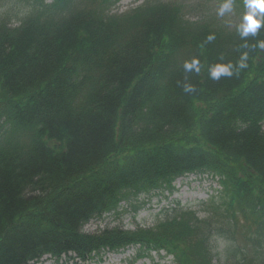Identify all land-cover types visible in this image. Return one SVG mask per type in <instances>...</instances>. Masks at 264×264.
Returning <instances> with one entry per match:
<instances>
[{
    "label": "trees",
    "instance_id": "obj_1",
    "mask_svg": "<svg viewBox=\"0 0 264 264\" xmlns=\"http://www.w3.org/2000/svg\"><path fill=\"white\" fill-rule=\"evenodd\" d=\"M118 1L15 0L30 3L21 20L0 15V264L131 245L171 264H248L243 248L264 236V50L242 45L264 41V27L239 36L244 0H232L238 19L218 15L223 0L114 13ZM242 51L246 69L210 78ZM193 58L199 73L184 69ZM188 173L220 184L204 217L176 204L148 227L85 231Z\"/></svg>",
    "mask_w": 264,
    "mask_h": 264
},
{
    "label": "rangeland",
    "instance_id": "obj_2",
    "mask_svg": "<svg viewBox=\"0 0 264 264\" xmlns=\"http://www.w3.org/2000/svg\"><path fill=\"white\" fill-rule=\"evenodd\" d=\"M47 2H51V0H46ZM143 0H124L113 7L112 12H122L133 6L142 3ZM164 1H179L187 4H192L195 2H200V0H164ZM224 1V0H223ZM15 0H0V15L3 13L4 15L9 16V21L16 25L19 20L24 16V12L27 8H29V2H18L14 3ZM210 4L207 5V9ZM8 12V13H7ZM6 13V14H5ZM196 13H192L193 17H196ZM230 18H240V14L234 11L230 12ZM264 127V123H263ZM219 188L218 183L214 179L209 178H200V177H191L185 180L180 181L179 183H175V189L172 193L168 191H164L161 195H151L148 197L141 196L140 200H144L145 204L141 206L137 213H134L132 208L129 205V202H125L120 206V214L115 216L114 214L106 215L103 219L94 220L90 222L86 229L88 231L101 230L106 226L112 227L116 225H120L125 229H134L136 226L148 227L154 224L155 219L158 215L162 216L169 207H173L175 202L179 201L182 206L189 208L193 211L197 212L199 217H204L206 214L200 205L201 202L208 199L211 195L216 194L217 189ZM161 208V209H160ZM160 209V210H159ZM159 210V211H158ZM249 232L246 230V236H248ZM241 238L238 237V240ZM259 241L254 245L248 244L247 251L245 248L244 254L247 255V263L248 264H264V236H260ZM217 250L220 251L221 254H224L225 248L227 245L224 241L218 240ZM249 243V242H246ZM137 254V248H134L131 251L132 254ZM107 253L104 254V256ZM110 255V254H109ZM104 256L101 259V256L92 260L91 262L85 264H103ZM116 259L117 255H112ZM220 255L218 254L217 258L214 259V264H223L222 258L219 259ZM137 258V257H136ZM172 258L165 255L164 252L161 254H152L150 257L144 260H136L132 258V260H124L118 264H170ZM36 264H80L74 263L71 261L62 260L60 262H54L52 259L48 257L43 258ZM116 264V263H115ZM244 264H246V259Z\"/></svg>",
    "mask_w": 264,
    "mask_h": 264
},
{
    "label": "clouds",
    "instance_id": "obj_3",
    "mask_svg": "<svg viewBox=\"0 0 264 264\" xmlns=\"http://www.w3.org/2000/svg\"><path fill=\"white\" fill-rule=\"evenodd\" d=\"M244 8L245 11L237 26V31L239 36L246 40L249 36H256L258 30L264 27V0H244ZM232 9V0H224L218 9V15L223 16L225 13L231 12ZM214 38V35H209L207 40L210 42ZM242 47L250 50H254L255 48L264 50V41H257L254 45L244 43ZM248 60L249 51H242L235 63L231 61L216 63L209 69L210 78L219 80L222 76L232 77L234 74H239L240 71L248 67ZM184 69L186 72L195 70L199 73V60L193 58L190 62H186ZM181 87L186 94H194L197 91L193 84L183 83Z\"/></svg>",
    "mask_w": 264,
    "mask_h": 264
},
{
    "label": "bare ground",
    "instance_id": "obj_4",
    "mask_svg": "<svg viewBox=\"0 0 264 264\" xmlns=\"http://www.w3.org/2000/svg\"><path fill=\"white\" fill-rule=\"evenodd\" d=\"M115 260H113L112 258H108L106 257V260L103 264H114Z\"/></svg>",
    "mask_w": 264,
    "mask_h": 264
}]
</instances>
